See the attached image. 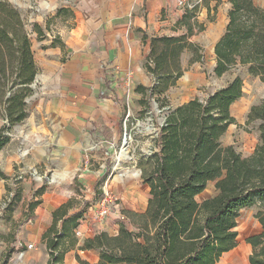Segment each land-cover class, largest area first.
Segmentation results:
<instances>
[{
	"label": "trees",
	"instance_id": "1",
	"mask_svg": "<svg viewBox=\"0 0 264 264\" xmlns=\"http://www.w3.org/2000/svg\"><path fill=\"white\" fill-rule=\"evenodd\" d=\"M227 1L228 22L213 47L214 75L221 77L241 66L264 86V6L257 7L253 0ZM216 9L217 5L207 6L208 20ZM195 10H186L179 22L184 34L150 39L144 67L153 84L136 87L144 97L141 104L164 101L182 77L180 55L196 48L188 38L204 30ZM37 33L42 35L39 29ZM146 39L143 34L142 40ZM37 73L24 20L11 4L0 0V111L5 120L0 151L10 140L8 133L28 117L26 100L34 94ZM241 97L242 81L235 77L206 99L167 106L147 158L150 169L143 170L141 177L149 188L147 209L131 214L135 231L121 223L116 235L101 232L84 241L79 250L98 252L93 264H217L236 247L239 211L256 202L264 204V99L247 114L246 124L259 122L258 142L248 156L220 142L228 127L236 125L230 107ZM149 113L144 109L145 116ZM209 183H214L215 194L199 202L197 197ZM42 192L43 188L38 194ZM74 201L69 199L52 212L51 224L41 235L46 264H63L65 254L76 247L74 230L87 201L80 202L78 211ZM39 203L30 202L28 212L32 214ZM255 218L261 231L246 239L251 248L248 264H264V212ZM76 260L91 264L77 256Z\"/></svg>",
	"mask_w": 264,
	"mask_h": 264
},
{
	"label": "crops",
	"instance_id": "2",
	"mask_svg": "<svg viewBox=\"0 0 264 264\" xmlns=\"http://www.w3.org/2000/svg\"><path fill=\"white\" fill-rule=\"evenodd\" d=\"M76 1L71 28L63 32L60 43L47 42L40 50L39 61L35 62L38 73L34 81L37 89L33 101L38 109V118L42 120L37 124L36 132L41 138H46L47 147L52 153L62 155L61 158H54V161L64 166L78 165L98 133L118 145L126 110L131 113L132 122L138 120L135 118L137 112H144L140 103L144 97L136 91V87L150 88L153 84L151 75L144 67L150 39L183 34V28L179 25L183 14L176 8L175 0ZM202 5L207 13V6H210ZM226 6L229 11L228 1ZM203 17V13L196 17L200 24ZM226 24H214L210 28L209 33L215 39L213 47ZM143 34L147 36L145 41L142 40ZM185 52L180 55L182 77L165 94L171 107L197 98L190 91L205 78L204 72L196 68L188 69L189 56ZM128 73L130 77L126 79ZM149 121L146 119V123ZM233 126L228 127L220 142ZM99 167L102 168L101 165ZM81 173L80 177L85 175L84 180L87 181H91L90 176L97 175L86 165ZM133 177H120L122 185L108 177L106 185L110 183L108 189L117 194L114 195L122 203V209L137 213L144 210L145 204L140 202L139 205L135 201L140 199L141 194L135 185H130L136 181ZM206 191L207 188L199 196ZM64 195L63 189L54 188L40 196V203L29 220L33 229L44 232L50 226L52 212L70 198ZM125 221L122 216H109L103 222H92L85 212L74 230L77 246L81 247L85 240L101 232L116 235L120 224ZM76 252L81 253L89 263L98 261L95 250L76 249Z\"/></svg>",
	"mask_w": 264,
	"mask_h": 264
},
{
	"label": "rangeland",
	"instance_id": "3",
	"mask_svg": "<svg viewBox=\"0 0 264 264\" xmlns=\"http://www.w3.org/2000/svg\"><path fill=\"white\" fill-rule=\"evenodd\" d=\"M5 1L19 12L25 22L35 62L39 61L40 50L48 44L47 42L53 41L55 45L60 43L63 32L66 33L71 28L74 17L73 7L77 2L76 0ZM253 3L257 7L264 6V0H253ZM189 4L190 10L196 7V17L203 13L202 24L205 26L202 32L188 38L189 42L193 41L191 43L196 46V48H189L185 52L189 56L188 69L196 68L205 73V78L190 92H193V95L198 99L203 100L235 77L241 79L242 97L230 107V115L235 119L236 125L228 130L221 143L224 146H232L242 156H248L258 142L259 122L246 124L247 114L252 105H256L264 99V86L258 78L249 75L246 68L241 66H234L221 77L214 75L213 43L215 39L211 37L209 30L214 24L221 26L223 23H227V0H189ZM202 4H208L210 8L217 5V10L209 15L211 20H208L206 10L202 9ZM216 12H218L217 16L215 15ZM37 28L42 35L37 33ZM181 32L184 34L185 30L183 29ZM194 60L195 62L192 63ZM32 87L34 94L26 100L28 117L8 133L10 140L0 152V173L3 174V176L0 175V264L47 263L48 254L40 238L43 231L33 229L29 223L32 214L27 209L30 202L40 201L41 195L38 194V191L42 188V194L48 193L54 188L63 189L65 197L70 196L69 199H75L73 205L77 209L76 211L80 209V202L87 201L83 207L85 208L84 212H87L88 208L99 200L101 189L108 177L121 184L122 178L120 177L132 175L136 181L130 185H135L141 194L140 199L135 201L139 205L140 202L145 204L144 210L138 211L136 214L144 213L148 205L149 188L141 179L142 172L150 169L147 158L153 152L154 139L158 133L156 131H159L158 129L167 115V106H170L166 98L159 103L151 100L148 104H141L144 109L150 110L151 114H147V116L139 112L135 114L136 117H134L138 119L141 125L138 131L134 129L130 131L131 123H136V120L131 121L133 119L131 117L132 119L126 127L131 135L132 143L126 139V148L122 147L121 135L117 145V153L120 151L126 153V158L121 161L126 160L127 155L129 160L119 162V166L115 168L117 153L115 158L112 155L104 160L100 151L91 152L90 156L94 155V157L90 159L87 168L95 171L97 175L90 176L91 181H87L84 180L85 175L80 177L81 169L85 167L83 159L78 165L64 166L61 163H56L54 158H61L62 155L52 153V150L47 147L46 138H41L36 132L37 124L41 123L42 120L38 118V109H36L33 101L37 89L35 82ZM146 119L150 120L149 126L146 125ZM4 124L5 120L0 111V128ZM153 129L156 131L150 133ZM30 147L31 149H29ZM100 165L102 166L101 169ZM100 172H102L101 175ZM62 173L63 175L66 174L62 177L60 175ZM67 174L68 178L66 179ZM109 187L110 183L107 185V188ZM114 194L117 196L116 193ZM214 194V183H209L207 191L204 195L197 197V200L200 202ZM258 212H264V204L259 202L250 208L239 211L235 228L237 245L231 252L223 255L217 264H248L251 248L246 243V239L259 234L261 231V227L255 218ZM133 213L135 212L122 209L121 203L119 213L112 214L110 218L124 217L126 220L124 224L127 229L135 231L134 220L130 217ZM75 239L77 241L76 234ZM76 249L79 251L77 244L74 249L67 252L63 264H78L76 256L84 260V256L76 252Z\"/></svg>",
	"mask_w": 264,
	"mask_h": 264
},
{
	"label": "built area",
	"instance_id": "4",
	"mask_svg": "<svg viewBox=\"0 0 264 264\" xmlns=\"http://www.w3.org/2000/svg\"><path fill=\"white\" fill-rule=\"evenodd\" d=\"M176 3V8L184 14L186 10H190L191 6L189 4V0H175ZM130 77V73L126 75V79ZM151 114V113H149ZM131 113L129 110H126L124 120H123V133H122V142L126 139L130 140V143H132V138L127 131V123L130 122L131 119ZM144 124V123H143ZM147 126H149L148 123H146ZM131 130H136L138 131L141 125L139 124V121L136 120L135 124L131 123ZM156 129L151 130L150 133L155 132ZM95 141L84 151L83 154V163L84 165H88L91 159L90 153L95 152L97 153L100 151L102 154V157L104 160H107L110 158L112 155L115 154L117 151V145L113 142L107 141L106 139L103 138V136L98 133L96 135ZM129 143V145H130ZM120 209V203L118 198L107 188L106 182L104 183L102 189H101V195L99 200L92 206L88 208L87 211V217L92 221V222H102L109 216L115 213H119Z\"/></svg>",
	"mask_w": 264,
	"mask_h": 264
},
{
	"label": "bare ground",
	"instance_id": "5",
	"mask_svg": "<svg viewBox=\"0 0 264 264\" xmlns=\"http://www.w3.org/2000/svg\"><path fill=\"white\" fill-rule=\"evenodd\" d=\"M122 147H125L126 148V143H125V140L122 142ZM117 153V151L115 152V154ZM115 154H114V158H115ZM126 158V153H124L123 151H120L116 154V164H115V168H117L119 166V162L122 163V162H126L127 160H129L128 158V155H127V159L124 160V161H121L123 159Z\"/></svg>",
	"mask_w": 264,
	"mask_h": 264
}]
</instances>
